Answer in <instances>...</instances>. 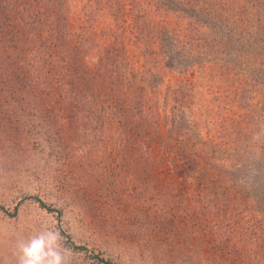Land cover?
I'll list each match as a JSON object with an SVG mask.
<instances>
[{"label": "rangeland", "instance_id": "obj_1", "mask_svg": "<svg viewBox=\"0 0 264 264\" xmlns=\"http://www.w3.org/2000/svg\"><path fill=\"white\" fill-rule=\"evenodd\" d=\"M24 1L0 0V259L47 224L74 264H264V0H198L192 17L142 0L185 40L200 28L201 49L169 66L151 17L100 12L93 24L127 39L115 57L110 34L98 49L67 33L82 71L70 85L56 81L66 65L36 67L29 41L48 32L28 31L27 53L11 42L14 22H57L47 0L21 14ZM85 5L99 10L66 0L61 22L91 27Z\"/></svg>", "mask_w": 264, "mask_h": 264}, {"label": "trees", "instance_id": "obj_2", "mask_svg": "<svg viewBox=\"0 0 264 264\" xmlns=\"http://www.w3.org/2000/svg\"><path fill=\"white\" fill-rule=\"evenodd\" d=\"M51 1L53 2V4L51 3ZM45 3H50L52 5H48L47 9H49V7H51L50 9H52L53 11H55L57 13V15L55 17H57V22L56 23H52L51 21H45V20H39L37 25H34L33 23H29L27 21V23L29 24V26H23L22 24L20 25L17 22H14L11 25V42L15 45V47L20 50L21 52H29V48L26 44V42H24V37L26 36V33L29 32H39V31H43V32H48L49 36H47L45 39H43L42 41L35 44L36 41H29L34 42L33 46L32 44H30V47H36L37 45V50L35 51L34 56H36V58H39V62H41L42 64L40 65V63L38 61H36V67L38 69L39 72L43 73L44 67L47 65H50L51 70L55 73L54 68L58 69L63 66L66 65L67 67V71H65L66 73L64 75L58 76V79L56 78L57 83H67L68 85L72 84L73 81L75 83L76 80V74L77 75H82V71L77 68L76 66H74L72 60V56L74 57V61L75 59H77V53L75 54L74 49L69 48L70 51H65V50H61L60 46L61 43L59 42V40H62L64 38H66L67 33L70 34L72 36V38L74 39L75 36L78 37V42L77 40H75L78 44L83 43L87 44L90 43V46H95L98 49H103L102 47L106 44L104 41L109 38V34H110V38L111 40V44L113 45V55L115 57H117L118 53H119V43L124 42L125 37L124 34H122L121 36H119L118 34H116V36L112 37V34L109 33L107 36L105 35L106 33H108L110 31V27L105 26L102 24V22H98L97 24H93L94 22V18H97L98 14L100 12H107L109 16H111L112 19H121V20H127L129 16L134 15L137 18H139L138 20L135 19L134 24L139 26L141 24L142 20H147V18H152L154 21V26L156 27V32H160L161 36H160V41L164 44V48L163 49V53H162V60H164L165 64L167 66H169L171 63L174 62V55H178L180 53L179 49H188L191 48L192 50H196L198 48H200L202 46L203 43H201L202 38L198 35L197 33L199 32V27L198 26H188L189 27V35L186 36V40L184 37H180V31L179 28H171L170 27V22L167 21L166 19H160V15L156 17V10H154V7H148V6H144L142 3V0H85L86 4H90L95 6L96 8H98L99 10L96 11V13H94V10L91 8V6L89 5H85V14L86 17L84 18L85 20H87L89 23L91 24V27H83L85 29V31H79V30H70V28H68V26H66V23L61 22V20L63 19L62 17V13L61 10L64 9V5L66 3V0H51ZM157 5H159V0H157ZM172 1L173 4H175L174 6L170 7V9H173V12H177L179 13V16H183L184 13L185 15H189L190 17L193 16V13H190L187 11V6H195L198 2V0H160V2L163 5L167 6V2ZM193 1V2H192ZM24 8L22 7V10H18L19 12L22 13H26V10H32L31 5L29 4H38V0H27L24 2ZM29 5V6H28ZM148 7V8H147ZM163 6H158V8H161ZM49 9V10H50ZM48 10V11H49ZM47 11V10H46ZM38 12V11H37ZM41 12V14H43L44 12ZM133 13V14H132ZM103 14L101 13L99 15V17H101ZM36 12L33 14V18L35 21L36 18ZM53 16V13L48 12L46 18H51ZM163 18V17H162ZM99 23L101 25V28H98ZM5 24L6 21H4L3 23L0 24V31L5 28ZM122 24H120L121 26ZM212 27V26H209ZM215 27V26H214ZM99 29V30H98ZM76 33V34H75ZM119 33V32H118ZM41 34H39L40 37ZM83 37V39H82ZM106 37V39H105ZM56 38V43H54L53 39ZM30 40H34L33 39V35L30 36L29 38ZM82 39V40H81ZM127 39V37H126ZM204 39V38H203ZM23 44H26V47H22L20 49V46H23ZM81 46V45H80ZM106 47V46H105ZM104 47V48H105ZM166 47V48H165ZM178 49V50H177ZM201 49V48H200ZM64 51V52H61ZM176 51H179L176 52ZM181 59H183V57H180ZM29 59V64H30V68L32 69V60L30 61ZM181 59H176L175 62H178L175 66H177V68H180L181 63H183L181 61ZM76 64V62H75ZM180 64V65H179ZM55 66V67H54ZM174 66V67H175ZM49 68V66H48ZM49 68V70H50ZM182 68V67H181ZM71 71H70V70ZM30 71V70H29ZM31 72V71H30ZM51 72V71H48ZM52 74V73H51ZM56 74V73H55ZM42 75H40L41 77ZM42 77H46V79L43 81V83H45V85H50L49 80L54 79L53 74L49 75H43ZM74 78V80H73ZM257 153H255L256 155ZM255 161V156L253 157V159L251 160V162L253 163ZM260 163V162H259ZM235 166V165H234ZM245 190L242 189V192H244ZM246 193H251L250 190L247 191ZM38 199V198H37ZM41 203V205L45 208H47L49 211H59L57 208L51 206L50 204H47L45 201L38 199ZM262 205L259 209H261V211H264V205ZM68 236V241L69 243L76 249H87V246L82 245V244H77L71 237ZM97 257L103 261L106 264H110V260L107 258H104L103 256H100L99 254H97Z\"/></svg>", "mask_w": 264, "mask_h": 264}, {"label": "clouds", "instance_id": "obj_3", "mask_svg": "<svg viewBox=\"0 0 264 264\" xmlns=\"http://www.w3.org/2000/svg\"><path fill=\"white\" fill-rule=\"evenodd\" d=\"M75 253L68 248L61 233L43 224L26 237L18 238L12 255L0 264H74Z\"/></svg>", "mask_w": 264, "mask_h": 264}]
</instances>
